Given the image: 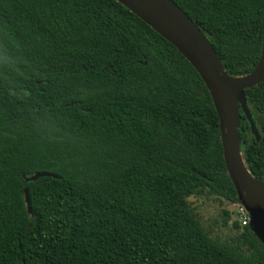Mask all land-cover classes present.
<instances>
[{
    "label": "trees",
    "instance_id": "trees-1",
    "mask_svg": "<svg viewBox=\"0 0 264 264\" xmlns=\"http://www.w3.org/2000/svg\"><path fill=\"white\" fill-rule=\"evenodd\" d=\"M174 1L230 75L255 66L264 0ZM245 95L260 138L240 111L239 146L264 181V79ZM205 191L238 202L170 42L118 0H0V264H264L237 218L235 241L209 236L188 200Z\"/></svg>",
    "mask_w": 264,
    "mask_h": 264
},
{
    "label": "water",
    "instance_id": "water-1",
    "mask_svg": "<svg viewBox=\"0 0 264 264\" xmlns=\"http://www.w3.org/2000/svg\"><path fill=\"white\" fill-rule=\"evenodd\" d=\"M170 42L193 66L203 80L217 113L222 154L227 174L238 201L250 218L249 227L264 244V181L247 167L239 146L240 111L249 122L257 140L260 135L247 106L245 89L264 79V6L262 11V43L255 66L242 75H230L223 67L212 43L201 28L174 0H118ZM56 176L49 171H35L25 180ZM25 201L31 212L28 191Z\"/></svg>",
    "mask_w": 264,
    "mask_h": 264
},
{
    "label": "rangeland",
    "instance_id": "rangeland-1",
    "mask_svg": "<svg viewBox=\"0 0 264 264\" xmlns=\"http://www.w3.org/2000/svg\"><path fill=\"white\" fill-rule=\"evenodd\" d=\"M188 200L210 237L219 241L236 240L242 227L232 226V221L236 219L232 202L206 191L199 195H191Z\"/></svg>",
    "mask_w": 264,
    "mask_h": 264
},
{
    "label": "built area",
    "instance_id": "built-area-1",
    "mask_svg": "<svg viewBox=\"0 0 264 264\" xmlns=\"http://www.w3.org/2000/svg\"><path fill=\"white\" fill-rule=\"evenodd\" d=\"M233 208L235 209L236 218L241 225H246L249 223V214L245 207L238 201L232 202Z\"/></svg>",
    "mask_w": 264,
    "mask_h": 264
}]
</instances>
